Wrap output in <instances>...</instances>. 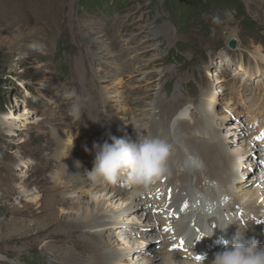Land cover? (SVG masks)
<instances>
[{
  "label": "rangeland",
  "instance_id": "1",
  "mask_svg": "<svg viewBox=\"0 0 264 264\" xmlns=\"http://www.w3.org/2000/svg\"><path fill=\"white\" fill-rule=\"evenodd\" d=\"M176 2L178 5L170 8L167 0H0V50L8 80L3 87L8 104L0 106V264L61 262L47 255L39 243L42 236H38L37 228H44L45 221L36 208L53 192L55 184L65 186L64 180L72 178L63 171L66 165L76 168L78 164L80 173L88 178L94 153L91 148L80 147L79 142L85 145L89 141L92 134L84 131L85 124L89 122L87 117L93 120L96 114L108 118L117 139L120 135L121 139L146 136L150 128L152 133L160 134L157 139L165 140L172 127L170 138L185 156H190L191 145L187 141L185 148L178 141V122L161 132L164 126L157 127L154 119L160 110L153 111V103L158 97L175 101L170 115L174 114V118L186 110L184 119L194 125L189 131L215 118L210 121H219V128L205 127L214 128L212 136L216 134L226 151L238 144L240 153V145L247 147L249 143L248 148H256V156L247 160L252 166L243 164L237 172L246 170L239 182L253 178L251 189L259 186L254 178L264 170V127L257 131L255 121L264 123V76L242 83L243 77L236 72L243 66L254 73L251 53L258 49L264 54V0H211L198 15L192 6L193 12L189 6L180 7L185 9L184 18H178L180 2ZM231 39L237 41L235 49L227 45ZM114 50L117 53L113 54ZM209 61L212 78L206 74ZM260 63L257 71L264 75V62ZM208 90L214 100L206 94ZM69 91L86 98L80 121L69 115ZM105 96L109 103L102 101ZM202 98L204 108L200 106ZM210 106L214 116H210L212 111L206 112ZM21 113L26 116L18 117ZM128 119L132 124L124 125ZM233 123L235 127H227ZM103 125L106 124L96 127L90 123L91 133L101 139L103 135L97 129ZM76 130L79 134L67 140V135ZM56 131H61L66 141L71 140L76 150L70 144L59 149L50 142L48 136ZM138 188L132 186L119 192L112 207H130V214L143 210L148 218L149 210L125 198L131 190L137 195ZM257 190L264 195V189ZM110 192L111 189L104 190V197ZM92 196L99 195L92 191ZM162 196L157 198L158 203ZM68 198L84 201L85 195L78 192ZM129 213L122 215L120 223L136 229L127 217ZM25 226L30 227L27 238L22 233ZM119 229H104V242L149 243V232L141 235V228L128 239L124 238L127 233ZM154 232L157 230L151 236ZM159 235L158 232L153 237ZM78 237H56L74 255L67 264L89 260L85 252L74 248ZM130 262L131 257L125 261Z\"/></svg>",
  "mask_w": 264,
  "mask_h": 264
},
{
  "label": "bare ground",
  "instance_id": "2",
  "mask_svg": "<svg viewBox=\"0 0 264 264\" xmlns=\"http://www.w3.org/2000/svg\"><path fill=\"white\" fill-rule=\"evenodd\" d=\"M108 43L113 45L110 41ZM102 52L106 53L109 51L103 49ZM114 53H117V51L114 50ZM250 57L255 61L254 73H250V70L243 68V66L239 67L236 72L243 77L241 79L242 83L247 80L253 81L255 77L264 76L261 74L260 69V72L257 71V68H259L257 64H261L260 61L264 62V54L257 49V52L251 53ZM215 58L218 59L219 57L216 56ZM211 64L212 62L210 61L206 64V74L212 78L211 69L213 66ZM210 90L206 91V94L214 100L215 98ZM102 101L109 103L110 99L105 96ZM174 103L175 101L170 102V100L158 97L156 102L153 103L155 105L153 111L159 109L160 115L159 111L158 113L156 112L157 115H155L154 119L157 127L164 126L161 132L168 129L171 123L178 122V129L176 128L180 134L177 137L179 138L178 141L183 145L188 141L192 151H190V156H185L179 145L171 140L170 133L172 130L170 131V129L172 127H170L165 138L166 142L171 146L168 161L169 173L148 187V194L144 196L146 197L145 199L139 194H134L132 190L128 191L125 197L132 199L130 203H140L143 209L146 208L147 210L149 207L148 218L143 214V210L137 214L132 213V215L129 213L130 207H112V200L118 197V193L121 192L117 186L111 188V192L105 198L103 191L108 187L101 188L100 184L106 183H97L93 182L89 177L85 178L80 173L78 164H76V168H68L69 165L65 166L63 171L72 178L64 180L65 186L55 184L52 187L53 192L36 208L39 216L45 221L44 228H37L38 236H42L39 243L42 244L43 250L47 255L61 260L58 264H67L69 260L72 261L74 259V255L70 253L69 248L62 247L60 243L63 241H57L56 237L64 236L66 238V236H73L74 234L79 235L78 238H80L74 248H79L89 258V260H80L81 263L85 262L83 264H128L125 261L130 259V257L131 262L129 264H159L158 260H162L160 264H210L214 254L226 247H221L219 243H221L222 239L230 240V234L235 232L237 227L236 225H230L226 233L216 228V224L211 227V223L215 222L213 213H220L236 222L238 226L245 227V236L247 238H255L261 245H264V195L257 190L258 187L262 191L264 189L261 188L264 187V170L254 178L259 186L254 185L252 189L253 178H247L243 182H239V180L244 178L243 174L246 173V170L241 173L237 172L238 166H241V168L243 164L252 166L248 164L249 161L247 160L256 156V148H248V146H251L248 143L247 147L240 145L243 149L241 153L239 152L241 150L239 144L234 145L232 150L226 151L225 146L216 138V134L214 137L212 136L213 133L211 132H213L214 128L211 130L210 127L219 128L221 126L219 121L217 123L210 121L215 120V118L208 119V122H202L200 129L189 131L194 128V125L184 119L183 115H185L186 110L181 111L174 118V114L170 115V109ZM164 105L166 106L164 107ZM200 106L205 107L203 98L200 99ZM211 111L213 113L210 116H214L215 113L211 106L206 108V112ZM203 113H205L204 110ZM25 116V113L18 115V117ZM87 118L89 122L84 119V122H86L84 131L92 134V136H88L89 141L85 145L79 142L80 147L85 146L92 149L93 143H103L109 139V136L115 137L114 127L108 123L107 117H105L106 119L101 118L96 114L93 120L90 117ZM90 123H94L96 127L106 124L103 125L106 126L105 131L102 128L103 126L97 129L99 135H103L100 136L101 139L94 132L91 133ZM255 123L257 131L264 127V123L258 119ZM125 124L130 125L132 121L128 119V121L124 122ZM206 125H210L209 129H206ZM235 126V123L227 125V127ZM126 128L129 129L130 127ZM117 130L126 131V129L121 128H117ZM233 132L239 133V129H234ZM70 133L67 135V140L74 139L75 134H79V130ZM158 135L160 134L152 133L150 128L146 132L148 137L156 138ZM48 137L50 142L54 143L59 149L71 142V140L66 141L64 139L61 131H56ZM118 139H121V135ZM244 141L246 142V140ZM70 146L76 150L74 145L70 144ZM76 157L78 161L80 155L78 154ZM71 158L72 160L74 159L73 163H75V155ZM48 159L52 161V158L48 157ZM118 183L120 184V182ZM96 187L98 188L97 190H95ZM138 189H140V192H144V188ZM92 191L98 193V198L92 196ZM78 192H83V195H85L84 201H78V198L76 200L68 198ZM163 193L166 198V206L163 205L161 207L159 203L154 201L150 203L153 195ZM149 203L150 206H148ZM162 208L166 213L163 219L158 221V215L162 213L160 211ZM64 209L65 211L63 212ZM72 213L74 214L73 216H71ZM126 213H129L127 217H130V222L135 223L134 228L136 229L120 223V218ZM175 215L178 216L177 218H179L181 225L173 224L172 219ZM66 216L69 219L66 220ZM144 222L148 226H144ZM150 222L153 224H148ZM206 222L209 224L207 231L205 230ZM29 228V226H25L22 230L25 238H27L26 235L29 233ZM119 228L127 233L124 236L127 239L135 236L138 228H141L139 230L141 235L149 232V235L146 236L149 243L142 245V242L138 243L135 241L121 244L110 243V241L109 243L104 242L105 240L102 238L104 229H109L110 231ZM165 229L168 230L166 231ZM154 230H158L160 233L159 237H153L156 234L155 232L151 236ZM212 243H214V249L212 251L207 250V245ZM227 246L230 247V244ZM138 259L141 263L137 261ZM154 259H157V261L154 262ZM74 264L80 263L75 262Z\"/></svg>",
  "mask_w": 264,
  "mask_h": 264
},
{
  "label": "clouds",
  "instance_id": "3",
  "mask_svg": "<svg viewBox=\"0 0 264 264\" xmlns=\"http://www.w3.org/2000/svg\"><path fill=\"white\" fill-rule=\"evenodd\" d=\"M67 96L72 98L69 115L80 121L82 102L86 98L74 91H69ZM170 148L165 140L142 134L134 139L109 136L103 143H93V167L87 176L97 183L115 184L124 179L132 186L148 188L169 173ZM213 215L216 228L221 232L226 233L230 225L237 227L230 240L221 241L226 247L214 254L210 264H264V245L255 238H247L245 227L238 226L220 213ZM229 244L230 247L227 246Z\"/></svg>",
  "mask_w": 264,
  "mask_h": 264
},
{
  "label": "trees",
  "instance_id": "4",
  "mask_svg": "<svg viewBox=\"0 0 264 264\" xmlns=\"http://www.w3.org/2000/svg\"><path fill=\"white\" fill-rule=\"evenodd\" d=\"M211 0H182V4H181V0H179V16L178 18H184L183 12L185 9H181V8H187L188 6H192L195 9V15H198V13L200 11H202V8H205L207 6H209L208 4L210 3ZM167 4L169 5L170 8H172V4H177L178 2L175 3V0H167ZM181 7V8H180ZM199 7H201L200 9H198ZM188 10V9H187ZM190 12L191 11V7L189 8ZM192 16H194L192 13L190 14ZM6 67L4 65V55L2 53V51L0 50V106H2L3 104L6 105L8 104V99L5 95V91H3V87L7 84L8 80L6 79Z\"/></svg>",
  "mask_w": 264,
  "mask_h": 264
},
{
  "label": "water",
  "instance_id": "5",
  "mask_svg": "<svg viewBox=\"0 0 264 264\" xmlns=\"http://www.w3.org/2000/svg\"><path fill=\"white\" fill-rule=\"evenodd\" d=\"M228 47L231 48V49H235L236 48V45H237V41L235 39H231L229 42H228ZM211 226H214V224L211 223Z\"/></svg>",
  "mask_w": 264,
  "mask_h": 264
},
{
  "label": "snow or ice",
  "instance_id": "6",
  "mask_svg": "<svg viewBox=\"0 0 264 264\" xmlns=\"http://www.w3.org/2000/svg\"><path fill=\"white\" fill-rule=\"evenodd\" d=\"M261 138H264V133H262L261 134ZM166 231L168 230V229H165ZM199 258V257H198Z\"/></svg>",
  "mask_w": 264,
  "mask_h": 264
}]
</instances>
